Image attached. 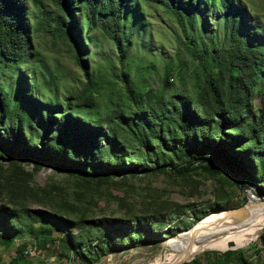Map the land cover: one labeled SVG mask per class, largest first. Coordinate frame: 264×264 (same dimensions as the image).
<instances>
[{
  "label": "trees",
  "instance_id": "obj_1",
  "mask_svg": "<svg viewBox=\"0 0 264 264\" xmlns=\"http://www.w3.org/2000/svg\"><path fill=\"white\" fill-rule=\"evenodd\" d=\"M30 3L36 10L30 9L28 0H0V159L47 162L81 180L98 182L114 175L161 171L170 166L180 177L191 171L208 172L219 183L229 185L233 192L238 186L243 189L252 186L258 193L264 192V136H258L264 129V111L255 120L246 121L237 106L238 99L227 97L225 100L220 89L226 80L230 96L240 97L249 79L255 80L252 74L256 72L259 54L264 53V48L247 44L239 31L245 3L241 0H31ZM144 3L159 4L176 19L187 38L185 48L192 56L213 59L221 50L233 61L246 65V70H240L245 77L240 72V76H235L230 67L220 69L217 77L207 74L214 114L198 113L190 106L195 100L183 90L177 91V99L156 103L147 113L136 100L135 94L140 91L124 74L122 82L137 109L126 112L114 108L115 118L105 121L109 126L79 116L69 97L62 105L56 95L44 98L38 93V84L31 73L42 61L30 58V29L43 27L67 38L76 61L89 79L86 59L91 54L88 48L94 43L95 33L114 43L122 62L131 43L146 30ZM209 9H217L214 10L216 18L230 27L231 43L227 48L216 43L211 48V43L204 38L200 48L195 44V22L200 20L205 29ZM33 54L38 55L36 51ZM147 99L153 101L149 96ZM130 139L144 148L146 156L152 152L153 163H138L128 158L134 151L127 144ZM247 142L252 143L244 146ZM154 143L161 145V149L151 150ZM167 151L183 161L174 162L171 156L168 162L162 161L166 158L158 153ZM231 193L226 189L222 196L229 199ZM35 212L40 225L30 228L32 245L42 250L57 244V256L80 257L91 262L100 252L147 238L148 229L143 224L156 222V219L145 222L140 217L126 221L122 217L72 218L66 213L57 216L27 208L23 211L27 216ZM19 219L18 210L0 204V245L9 247L14 242ZM56 225L60 233L54 234ZM90 227L97 228L96 234H84ZM114 231L124 237H117ZM245 243L237 242L231 247ZM26 246L25 242L16 246L9 264H33L31 256L24 252ZM207 252L205 256L197 255L179 264H229L233 259L239 264H250L242 248Z\"/></svg>",
  "mask_w": 264,
  "mask_h": 264
},
{
  "label": "rangeland",
  "instance_id": "obj_2",
  "mask_svg": "<svg viewBox=\"0 0 264 264\" xmlns=\"http://www.w3.org/2000/svg\"><path fill=\"white\" fill-rule=\"evenodd\" d=\"M241 1L245 3L246 11L243 13V24L239 31L244 34L247 44L262 49L264 0ZM28 2L30 9L36 10L30 3L31 0ZM143 6L146 11L144 18L148 20L146 30L139 33L137 41L131 43L127 57L122 62L114 43L108 37L95 33L94 43L88 48L91 54L86 59L89 79L76 61L73 47L67 38L43 27L30 29V58L42 61L34 73H31L38 84V93L44 98L56 95L62 105L65 104V98L69 97L79 116L109 126L105 121L115 118L114 108L126 112L137 109L135 100L128 98L127 87L122 82L124 74L140 91L135 94L136 100L141 110L147 113L156 103L177 99V91L183 90L195 100L190 106L198 113L208 111L214 114L210 88L206 81L207 74L211 73L217 77L220 75V69L230 67L235 76H240L238 73L242 69L246 70V65L233 61L221 50L213 59L201 55L198 58L192 56L185 48L187 38L176 19L159 4L144 3ZM214 10L217 9H209L205 15V29L202 28L200 20L195 22V44L198 48L202 45L201 38L209 41L211 48L214 43L221 45L222 48H227L231 43L230 27L216 18L217 12ZM29 22L33 23L32 20ZM34 51L38 53L37 56L33 54ZM240 73L244 76L243 72ZM246 74H249V71ZM252 78L255 80L249 79V85L245 87L240 97L232 94L230 96L226 80L220 86L225 100L227 97L238 99L237 106L246 121L255 120L264 111V53L259 54L256 72L252 74ZM148 96L153 101L148 100ZM262 115L264 128V113ZM122 134L127 136L126 132ZM258 136H264V129ZM251 143L247 142L244 146ZM127 144L134 150L128 158L138 163L145 161L153 163L150 160L154 158L152 152L151 156H146L144 148L138 142L134 143L132 139L130 142L127 141ZM154 144L150 147L151 150L161 149V145ZM158 155L166 158L162 160L164 162H168L170 156L174 162L183 161V158H176L169 151ZM226 186L208 172L191 171L180 177L172 172L170 166L161 171L114 175L106 181L98 182L81 180L55 169L47 162L37 164L28 158L11 160L2 158L0 204L18 210L20 219L16 224L14 242L9 247L0 245V263L9 264L19 243L32 244L30 228L38 227L40 221L35 218L36 212L31 216L25 215L24 208L45 211L57 216L58 213L63 215L66 213L72 218L111 216L122 217L128 221L140 217L144 218L145 222L156 219L154 225L148 222L143 224L148 229L147 238L143 237L141 241H127L113 250L100 252L92 262L80 257L57 256L59 248L54 244L32 255L30 258L33 264H38L41 260L48 262L47 264L159 263L173 252L169 245L171 242L182 240L203 220L228 213L229 208L249 201L248 189L238 186L233 192L229 185ZM249 188L254 195L252 199H264V192L258 193L252 186ZM226 189L232 192L229 199L222 196ZM257 205L263 207L264 201L253 202L248 208ZM218 210L226 212H216ZM160 220L164 223H159ZM132 223L137 225V222ZM57 225L54 234L60 233V227ZM96 232L97 228L90 227L84 234ZM112 233L119 238L124 237L120 232ZM229 241H232V245L237 242L246 243L238 247L217 248L229 246ZM236 248H242L243 256L250 264H264V226L240 224L225 233L216 245L203 248L192 256H205L210 250ZM229 264L239 262L233 259Z\"/></svg>",
  "mask_w": 264,
  "mask_h": 264
},
{
  "label": "bare ground",
  "instance_id": "obj_3",
  "mask_svg": "<svg viewBox=\"0 0 264 264\" xmlns=\"http://www.w3.org/2000/svg\"><path fill=\"white\" fill-rule=\"evenodd\" d=\"M216 212H226L218 210ZM215 213V212H213ZM240 224H250L255 227L264 226V205L253 206L247 209L245 216L234 218L229 213H222L203 220L197 227L188 232L182 240L171 242L173 252L165 260L155 264H175L182 259L199 253L203 248L216 245L220 242L225 233ZM171 250V249H170Z\"/></svg>",
  "mask_w": 264,
  "mask_h": 264
},
{
  "label": "water",
  "instance_id": "obj_4",
  "mask_svg": "<svg viewBox=\"0 0 264 264\" xmlns=\"http://www.w3.org/2000/svg\"><path fill=\"white\" fill-rule=\"evenodd\" d=\"M262 201H264V199H262V200H259V199H249V201L247 203L243 204V205L229 208L227 212L229 213V215H231L234 218H241L243 215H245L247 213V208H248V206L250 204H252L253 202H262ZM228 244H229V248H230L231 245H232V241H229ZM193 257L194 256H191L189 258L182 259V260H180L179 262H177L175 264H178V263H180V262H182L184 260H189V259H191Z\"/></svg>",
  "mask_w": 264,
  "mask_h": 264
},
{
  "label": "built area",
  "instance_id": "obj_5",
  "mask_svg": "<svg viewBox=\"0 0 264 264\" xmlns=\"http://www.w3.org/2000/svg\"><path fill=\"white\" fill-rule=\"evenodd\" d=\"M245 189H248V192H247V194L249 193L248 197H249V199H252V198L254 197V195L252 194V190H251V188L247 187V188H245ZM39 251H40V250L37 249V248L35 247V245H32V244H28V245L25 247V249H24V252L27 253L29 256H32V255L38 253Z\"/></svg>",
  "mask_w": 264,
  "mask_h": 264
}]
</instances>
